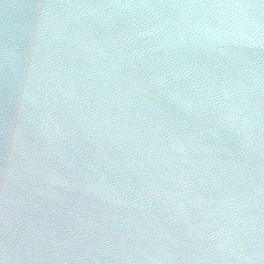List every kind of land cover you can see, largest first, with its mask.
<instances>
[{
    "label": "water",
    "instance_id": "obj_1",
    "mask_svg": "<svg viewBox=\"0 0 264 264\" xmlns=\"http://www.w3.org/2000/svg\"><path fill=\"white\" fill-rule=\"evenodd\" d=\"M0 264H264V0H0Z\"/></svg>",
    "mask_w": 264,
    "mask_h": 264
}]
</instances>
